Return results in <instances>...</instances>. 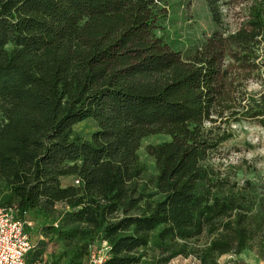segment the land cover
Segmentation results:
<instances>
[{
  "label": "trees",
  "instance_id": "16d2710c",
  "mask_svg": "<svg viewBox=\"0 0 264 264\" xmlns=\"http://www.w3.org/2000/svg\"><path fill=\"white\" fill-rule=\"evenodd\" d=\"M206 3L223 26V0ZM240 4L237 29L184 58L156 33L163 0H0V208L25 220L66 205L48 227L65 247L55 264H90L100 236L102 264H138L147 249L151 264H219L264 247L254 183L209 163L234 123L264 127V0ZM85 120L90 140L73 133ZM153 135L171 140L148 146L151 175L138 151Z\"/></svg>",
  "mask_w": 264,
  "mask_h": 264
},
{
  "label": "rangeland",
  "instance_id": "374dc122",
  "mask_svg": "<svg viewBox=\"0 0 264 264\" xmlns=\"http://www.w3.org/2000/svg\"><path fill=\"white\" fill-rule=\"evenodd\" d=\"M167 8L168 17L156 29L167 44L179 52L184 58L191 56L201 49L208 38L223 29L233 31L238 28L243 18L240 0H223L222 12L223 26H218L212 20L206 0H163ZM258 89L256 85L250 87ZM0 115V123L2 122ZM209 126V125H207ZM97 131V125L92 120H85L73 128L74 135L83 140H90ZM231 138L221 144L210 155L209 163L222 172L232 176L240 184L250 180L255 185L258 199L264 200V127L253 122L234 123L229 128ZM167 135H153L142 140L138 154L149 174H156L155 161L147 153L148 146L170 141ZM74 177H65L61 183L64 186L73 184ZM67 210L64 203H59L52 212L45 214L37 210L28 211L25 220L31 223L30 235L32 249L28 255V262L41 259L45 264H55L64 256L65 247L53 235L48 227L58 226L61 214ZM208 238L203 236L196 242L198 247H203ZM91 250L97 256L108 254L101 236L93 243ZM144 256L138 264H151V259L157 255L152 249L142 251ZM264 247L259 238L239 254L230 253L219 258V264H264ZM167 264H200L195 255L188 257L179 256Z\"/></svg>",
  "mask_w": 264,
  "mask_h": 264
},
{
  "label": "built area",
  "instance_id": "2783aa9c",
  "mask_svg": "<svg viewBox=\"0 0 264 264\" xmlns=\"http://www.w3.org/2000/svg\"><path fill=\"white\" fill-rule=\"evenodd\" d=\"M75 184H79V180ZM26 226L30 227L31 223L22 220L16 209L0 208V264H45L39 260L28 262L32 242ZM104 245L110 249L106 242ZM107 256L91 252L90 264H102Z\"/></svg>",
  "mask_w": 264,
  "mask_h": 264
}]
</instances>
